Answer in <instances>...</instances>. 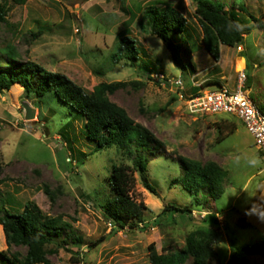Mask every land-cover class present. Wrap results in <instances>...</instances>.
I'll return each mask as SVG.
<instances>
[{"label":"rangeland","instance_id":"374dc122","mask_svg":"<svg viewBox=\"0 0 264 264\" xmlns=\"http://www.w3.org/2000/svg\"><path fill=\"white\" fill-rule=\"evenodd\" d=\"M5 2L10 9L0 19V47L14 44L19 60H32L46 70L66 74L88 91L101 82H124L108 97L162 143L149 150L135 148L129 156L116 147L94 151L86 139L84 117L71 112L69 106L27 97L20 84L0 93V203L4 201L7 209L19 213L27 201H33L45 214L71 221L88 244L90 240L100 242L94 248L69 244L71 249L60 248L48 255L50 264H150V244L155 243L159 252L179 250L187 234L200 225L224 233L222 242L214 246L218 255L208 264H228L233 245L264 241V167L253 137L234 115L189 114L179 96L183 88L189 95L196 86L198 91L241 86L258 105L264 103V25L259 27L239 8L245 3L264 22V0H219L227 10L239 11L246 27L244 42L222 45L219 61L198 39L193 0H27L24 4L0 0V6ZM150 4H172L189 18L191 29L176 37L178 42L186 39L184 44L193 50L196 71L185 59L187 69L176 64L164 43L146 30L141 10ZM127 31L146 50L136 67L127 65L125 58L116 59L117 63L112 60ZM240 57L245 58V66ZM145 64L153 68V79L145 74ZM178 78L183 81L181 88L174 84ZM211 80L220 85H207ZM25 102L36 108L33 119L25 118ZM219 130L229 136L218 141ZM139 154L148 162L147 180L156 193L133 170V159ZM181 155L201 164L216 160L226 166L229 175L221 199L204 200L205 192L196 197L175 184L173 178L182 173L177 160ZM113 163H125L132 169L135 184L131 193L147 206L141 223L148 226L144 230H117L105 218L104 195L111 190L108 179ZM169 202L192 207L193 220L168 214L172 220L162 217L157 225L158 214ZM212 214L217 222H204ZM0 250L7 256L26 253L25 246L6 243L1 224ZM233 264H264V256H246Z\"/></svg>","mask_w":264,"mask_h":264},{"label":"trees","instance_id":"16d2710c","mask_svg":"<svg viewBox=\"0 0 264 264\" xmlns=\"http://www.w3.org/2000/svg\"><path fill=\"white\" fill-rule=\"evenodd\" d=\"M12 1L16 4H24L27 0ZM193 1L195 3L194 16L200 28L198 39L200 38L202 45L215 61L220 59L222 45L239 46L244 42L246 27L241 23L239 11L227 10L226 4L219 0ZM239 8L256 21L259 27L264 25L262 20L247 10L245 3L239 4ZM9 9L6 2L0 6V19H5L4 15ZM141 11H143L142 19L147 25L146 30L164 43L175 63L184 65L187 69L186 61L188 67L196 71L193 50L188 44H184L187 43L186 39L178 42L176 37L187 28L191 29L190 20L183 11L172 4L162 6L150 4ZM142 51L146 53V50L144 51L143 47L138 45L127 31L120 38V45L112 57L113 63H117L116 59L125 58L128 60L127 65L136 67L138 61L141 60ZM3 55L5 58H1ZM19 57L14 44L9 43L0 47V60L3 61V64H0V93L10 90L14 84H20L27 97L34 96L39 100L44 99L50 105L59 101L69 106L71 112L84 117L86 139L94 145V151L116 147L129 156L134 153L135 148L137 151L138 149L149 150L152 145L162 144L150 129L136 122L124 107L108 97L109 92H114L120 86H124V82H101L92 91H88L66 74L46 70L32 60H19ZM144 72L153 79V68L146 67L145 64ZM209 84L220 85V82L211 80L207 85ZM198 87H193L192 91L198 92ZM259 106L264 112V103ZM69 124L71 120L66 126ZM228 136L229 134L224 135L221 132L218 141ZM68 144L72 145V142L68 140ZM177 160L181 165L182 173L173 178L175 184L194 193L196 197L205 192L206 194L202 195L204 200L208 198L210 201H217L223 197L226 192L227 168L213 160L201 164L197 160L182 155ZM133 166V170L139 171L142 175L145 186L151 192L156 193L155 188L148 183V162L142 154L134 157ZM108 182L111 190L108 196V193L104 195L105 218L111 221V225L117 230L126 227L146 229L147 224L141 226V223L145 221L144 210L147 206L143 201H137L131 193L135 181L130 166L125 163H113ZM45 190L50 198H53L51 192L47 188ZM196 203L197 205L202 204L198 198H196ZM193 211L194 209L188 205L180 206L169 202L158 214L156 223L161 224L162 217L172 220L170 216L174 218L176 214L193 220ZM0 213L2 214L0 224L6 243L9 246L26 247L24 255L13 253L7 256L6 251L0 250V264H50L48 255L57 253L60 248L71 249L67 247L69 244L94 248L100 243L98 240H90L88 244L71 221L65 220L60 215L45 214L35 202L30 200L25 203L23 210L19 213L11 212L2 201ZM168 214L169 217H167ZM212 215L204 217V222H217ZM241 220L245 218L242 217ZM223 238L224 233L219 228L200 225L187 234L185 246L179 250L159 252L155 243L150 244L148 247L149 261L150 264H186L191 260L190 264H208L212 257L218 255L214 246L221 243ZM250 255L264 256V241L233 245L228 264H233L236 260H245L246 256ZM218 264L223 263L220 261Z\"/></svg>","mask_w":264,"mask_h":264},{"label":"built area","instance_id":"2783aa9c","mask_svg":"<svg viewBox=\"0 0 264 264\" xmlns=\"http://www.w3.org/2000/svg\"><path fill=\"white\" fill-rule=\"evenodd\" d=\"M245 78L242 73L241 79ZM182 79L174 80L176 87H182ZM184 89V88H183ZM181 89L180 98L185 101V108L193 116H219L231 114L238 117L254 139L264 167V112L251 98L250 94L239 86L237 89L227 87L202 89L184 94Z\"/></svg>","mask_w":264,"mask_h":264},{"label":"water","instance_id":"95a60500","mask_svg":"<svg viewBox=\"0 0 264 264\" xmlns=\"http://www.w3.org/2000/svg\"><path fill=\"white\" fill-rule=\"evenodd\" d=\"M24 106L26 109L25 118L27 120L33 119L36 116V108L31 107L27 102L24 103Z\"/></svg>","mask_w":264,"mask_h":264},{"label":"crops","instance_id":"0c3cea01","mask_svg":"<svg viewBox=\"0 0 264 264\" xmlns=\"http://www.w3.org/2000/svg\"><path fill=\"white\" fill-rule=\"evenodd\" d=\"M241 58V60H243V65L245 66L246 65V61H245V58L244 57H240ZM244 66H243V68H244ZM254 145H255V143H254ZM256 147V146H255ZM257 149V148H256ZM257 151H258V149H257ZM258 153H259V151H258ZM259 156H260V153H259ZM260 158H261V156H260ZM213 161H216V160H213ZM216 162H218V161H216ZM261 162H262V160H261ZM220 164V163H219ZM222 165V164H221ZM222 166H224V165H222ZM225 168H226V166H224ZM228 170V169H227ZM228 175H229V170H228ZM227 179H228V177H227ZM226 183H227V181H226ZM226 186V185H225ZM194 212V211H193Z\"/></svg>","mask_w":264,"mask_h":264}]
</instances>
